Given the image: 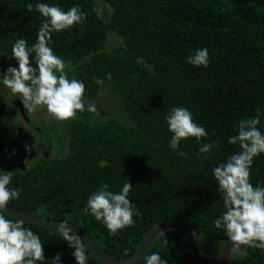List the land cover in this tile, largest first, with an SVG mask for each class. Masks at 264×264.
Returning <instances> with one entry per match:
<instances>
[{"label":"trees","instance_id":"1","mask_svg":"<svg viewBox=\"0 0 264 264\" xmlns=\"http://www.w3.org/2000/svg\"><path fill=\"white\" fill-rule=\"evenodd\" d=\"M98 1L112 8L106 21L97 13ZM36 3L64 11L79 6L86 14L82 25L54 33L49 46L65 61L69 78L84 82L85 100L94 102L97 112L85 110L63 124L58 138L62 153L40 157L24 174H14L10 187L22 191L8 207L70 223L112 259L132 258L148 231L165 220L190 226L199 249L219 256L228 238L214 221L226 209L212 169L240 151L228 139L238 134L242 119L259 114L258 128L264 133V0H0V68H18L11 53L15 40L24 38L29 47L36 42L43 19ZM111 32L123 42L108 52ZM201 48L209 50L207 68L187 62ZM30 62L35 68L34 57ZM114 102L117 110L109 108ZM174 107L187 108L207 137L200 142L188 138L171 149L166 117ZM105 112L107 117H101ZM204 143L214 145L210 153L199 152ZM126 180L139 215L133 226L111 236L84 209L102 182L119 192ZM250 183L264 187V154L254 158ZM24 227L39 235L45 264L58 254L60 264H77L75 249L58 230ZM85 251L87 264H101L86 245ZM157 251L168 264H199L179 232L161 236L148 254ZM230 264H264V250L248 247L244 255L234 254Z\"/></svg>","mask_w":264,"mask_h":264},{"label":"clouds","instance_id":"2","mask_svg":"<svg viewBox=\"0 0 264 264\" xmlns=\"http://www.w3.org/2000/svg\"><path fill=\"white\" fill-rule=\"evenodd\" d=\"M27 10L31 12L33 5L28 3ZM35 10L43 17L37 33V40L31 47L24 38L14 41L12 56L18 63V68L9 67L0 79L12 94L18 95L28 114L34 113L39 107H46L49 115L57 122L64 124L77 118L78 113L85 110L96 113L94 102L85 100V84L76 78H69L65 71V61L56 55L49 46L52 35L71 30L75 25H82L86 19L79 6H73L64 11L55 5L36 3ZM35 58L36 67L31 66L30 58ZM189 64L195 67L209 66V50H195L188 57ZM111 79V74H107ZM97 85H102V79H95ZM87 104V107H86ZM259 113V109H257ZM169 131L172 133L169 147L179 149L181 142L195 138L200 142L207 137L204 127L194 122L191 112L184 107H174L166 117ZM261 124L259 114L255 118L242 119L238 124V134L229 137L228 143L239 145L240 151L231 155L226 162L212 169L219 186L226 211L214 221L215 227L225 230V235L231 241L233 253L244 255L246 248L264 250V187H253L250 183V170L254 158L264 154V133L258 125ZM218 147V144L215 145ZM212 143H204L199 149L201 154L210 153ZM179 156L187 153L179 151ZM207 159V155L204 156ZM27 168L29 161H25ZM104 162L101 161V167ZM14 172H0V264H45L43 244L39 235L25 228L23 221L13 222L6 218L7 207L13 200H18L22 189L10 187ZM127 181V180H126ZM132 190L130 182L123 184L119 192L109 190L107 183L94 191L88 198L85 212H89L97 222H102L111 236L134 225L133 217L139 215L130 201ZM58 231L62 240L75 249L72 255L77 264H87L88 256L83 239L74 233L69 224H62ZM161 235L164 236L163 233ZM167 244V239L164 240ZM125 255H128L127 251ZM145 264H168L161 254L151 252L143 257ZM58 254L51 264H60Z\"/></svg>","mask_w":264,"mask_h":264},{"label":"water","instance_id":"3","mask_svg":"<svg viewBox=\"0 0 264 264\" xmlns=\"http://www.w3.org/2000/svg\"><path fill=\"white\" fill-rule=\"evenodd\" d=\"M1 114L2 111H0V116ZM263 122L264 116L262 118V123ZM6 216L16 221H23V223L47 229L58 230L62 224H69L74 233L79 235L83 239L86 247L91 252L94 259L101 264H138L143 260V257L148 255L151 247L156 242V240L163 236L161 235V233L165 235L171 232H179L185 235L188 248L199 264H230L231 259L234 255L233 246L231 241L229 240H227V242L224 244L219 256L210 257L205 255L199 249L197 234L194 232V230L183 222L176 220H165L153 226L138 245L136 252L132 258L126 260H117L104 255L86 231L65 221H53L40 217L29 216L11 207H7Z\"/></svg>","mask_w":264,"mask_h":264},{"label":"flooded vegetation","instance_id":"4","mask_svg":"<svg viewBox=\"0 0 264 264\" xmlns=\"http://www.w3.org/2000/svg\"><path fill=\"white\" fill-rule=\"evenodd\" d=\"M17 100L18 99H14L9 103H3V101L1 102L0 100V109L3 111V114L6 113L11 105L13 108H15L22 121L20 123L21 127L15 128L12 135H10V124L8 122H0V159H7L9 157V155L3 151L8 142H15V139L12 138L13 135H18L20 140H23L28 144L27 149L29 150V153L27 154L28 157L26 156L27 158L25 161H36L40 157L48 159L52 156H57L59 153H62L64 149L61 147V142L58 140V138L60 135H62L60 130H62L63 124L57 122L56 120L49 121V125H47L42 120L38 124L32 122L26 113L23 104L19 103ZM42 112L38 113L39 118L43 116ZM14 156H16V153ZM25 161L18 163L17 165L14 164L11 169H1L0 171L3 173L14 172V174H24L27 171Z\"/></svg>","mask_w":264,"mask_h":264},{"label":"rangeland","instance_id":"5","mask_svg":"<svg viewBox=\"0 0 264 264\" xmlns=\"http://www.w3.org/2000/svg\"><path fill=\"white\" fill-rule=\"evenodd\" d=\"M96 10L97 13L100 15V17L103 20H108L112 14V8L110 5L106 4L103 1H98L96 4ZM123 40L122 38L116 34V33H110L109 34V40L106 45V51L110 52L119 47L122 44ZM7 68H0V79L3 78V74L7 72ZM67 70V69H65ZM14 99H18L17 101L22 104L20 101V97L18 95H14L11 93L9 89H7L2 83H0V100L1 102L3 101L6 103H9L10 101H13ZM107 106H110V103L106 104ZM118 103L114 102L113 105H111L109 108H113L114 110L118 109ZM0 111H2L0 109ZM43 111V112H42ZM107 111V110H106ZM42 112L43 116L39 118L38 113ZM108 112V111H107ZM107 112H105L101 117H107ZM27 113V112H26ZM28 114V113H27ZM30 117L31 121L38 124L40 121H44L47 125H49V121H54V119L49 115L47 112L46 107H39L36 112L28 114ZM0 122H8L10 124L11 128V134H13L15 128H20L21 127V118L17 114L15 108H13L10 105V108L6 111L5 114H2L0 116ZM9 135V136H10ZM18 135H13L12 138L15 139V142H8L6 145L5 149L3 152L9 155L7 159H0V170H6V169H11L14 164L17 165L18 163H22L25 161V159L28 157L29 150L27 142L20 140V137L18 138ZM7 143V142H5ZM16 153V156L14 154ZM27 156V157H26Z\"/></svg>","mask_w":264,"mask_h":264}]
</instances>
